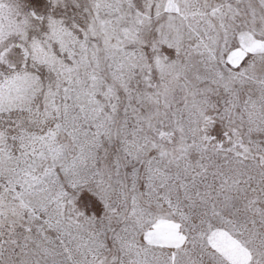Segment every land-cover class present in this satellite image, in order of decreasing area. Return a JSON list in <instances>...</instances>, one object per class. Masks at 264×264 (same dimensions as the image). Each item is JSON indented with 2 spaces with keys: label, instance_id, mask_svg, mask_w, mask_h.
<instances>
[{
  "label": "snow or ice",
  "instance_id": "1",
  "mask_svg": "<svg viewBox=\"0 0 264 264\" xmlns=\"http://www.w3.org/2000/svg\"><path fill=\"white\" fill-rule=\"evenodd\" d=\"M0 264H264V0H0Z\"/></svg>",
  "mask_w": 264,
  "mask_h": 264
}]
</instances>
